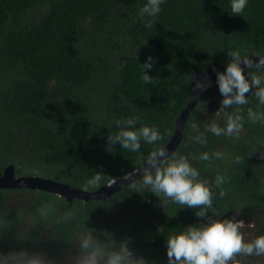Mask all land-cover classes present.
<instances>
[{"label": "trees", "instance_id": "trees-1", "mask_svg": "<svg viewBox=\"0 0 264 264\" xmlns=\"http://www.w3.org/2000/svg\"><path fill=\"white\" fill-rule=\"evenodd\" d=\"M146 3L0 0V175L14 164L18 176L94 191L144 165L169 142L188 104L192 74L222 71L234 51L264 54V0H248L240 14L231 13V0H164L154 18L139 14ZM149 55L155 59L146 70L151 83H145L141 64ZM247 71L264 75V68ZM254 91L246 93V104L228 108L218 86L205 91L175 153L212 189L208 219L252 210L264 226V120L247 116L249 108L264 113V104ZM237 113L243 117L238 133L208 130L213 123L224 127ZM129 118L136 128L156 127L162 139L141 141L136 152L117 142L109 151V135L120 130L116 121L123 126ZM204 152L208 160L200 159ZM218 175L225 177L219 185ZM196 211L152 192L143 178L106 200L69 202L45 190L0 189V264H24L21 258L37 243L42 255L68 264L65 250L78 242L89 254L80 247L88 237L101 258L121 254L125 246L143 264H168L167 239L205 222ZM229 264L255 263L235 256Z\"/></svg>", "mask_w": 264, "mask_h": 264}, {"label": "clouds", "instance_id": "clouds-1", "mask_svg": "<svg viewBox=\"0 0 264 264\" xmlns=\"http://www.w3.org/2000/svg\"><path fill=\"white\" fill-rule=\"evenodd\" d=\"M248 0H231V13L240 14ZM164 0H147V3L140 9L141 17L154 18L161 11ZM147 27L152 26V21L146 22ZM232 59L227 63L223 71L216 73V83L223 99V107L228 108L233 105H244L248 102L246 93L253 89L254 95L258 97L259 103L264 104V75H254L245 69L252 67L264 68V58L242 57L239 51L231 54ZM154 57L149 55L145 62L141 64L143 70L142 79L145 83H151V76L146 70L153 67ZM243 66V67H242ZM196 88H204L205 82L196 79ZM249 120L255 122L264 120V113L254 112L251 108L247 110ZM243 117L240 114L229 115L226 125L221 127L215 123L209 126V131L214 135L230 136L238 133L242 128ZM116 121L120 130L115 136L109 135V143L106 146L111 151L112 146L119 142L122 149L136 152L141 147V141L153 144L162 139L161 132L154 126L143 125L134 127L136 120L129 118L123 122ZM199 142L204 143V139L198 137ZM168 155L166 150L158 149L151 153L149 160L150 169L138 170L143 176V184L151 186V191L158 194L163 193L172 201L195 208L197 217L205 218L204 223L191 224L185 230L177 232L167 239L168 264H229L234 255L244 253L247 255L264 254V235L257 236L252 241H246L241 229L244 221L235 218L221 219L220 213H214L216 218L208 219V209L213 207V192L208 182L198 179L200 173L186 157L173 158L163 168L160 164ZM212 155L219 157L221 153L215 152ZM207 152L201 153V160H208ZM152 171L155 174H152ZM99 180V177H96ZM225 177L218 175L216 183L222 184ZM223 195V192L220 193ZM80 247L90 250L85 257V264H99L100 257L103 256L92 250L90 237L85 238ZM105 264H131V261L119 253L107 256Z\"/></svg>", "mask_w": 264, "mask_h": 264}, {"label": "water", "instance_id": "water-1", "mask_svg": "<svg viewBox=\"0 0 264 264\" xmlns=\"http://www.w3.org/2000/svg\"><path fill=\"white\" fill-rule=\"evenodd\" d=\"M249 58H264L262 55H250ZM254 66V65H253ZM243 67V66H242ZM224 70V69H223ZM222 70V71H223ZM201 79L205 82L204 88H196V79ZM190 83L192 84L191 94L186 108H184L181 114L178 116L175 122V129L171 136L169 142L162 148L166 150L168 155L164 158V161L160 164L162 168L165 160L173 154L175 155L177 149L179 148L181 142L185 137V127L189 120L190 115L195 110L199 103L200 96L208 89L217 86L216 83V73H210L208 71H200L192 74L190 77ZM149 162V161H148ZM146 162L144 165L136 168L135 170L111 179L106 182L98 189L94 191H88L80 188H76L70 184L60 182L51 178H45L38 175H20L16 174V167L14 164L5 167L4 172L0 175V189H17V188H29V189H39L49 192L56 193L60 196L65 197L69 202L74 199H80L84 201L88 200H106L115 193L119 192L123 188L137 182L142 179L143 176L138 170H149L150 165ZM155 173L152 171V174Z\"/></svg>", "mask_w": 264, "mask_h": 264}, {"label": "rangeland", "instance_id": "rangeland-1", "mask_svg": "<svg viewBox=\"0 0 264 264\" xmlns=\"http://www.w3.org/2000/svg\"><path fill=\"white\" fill-rule=\"evenodd\" d=\"M54 100H55V97H52V100H51L52 105H55ZM206 100H209V99H206ZM204 103L208 105V101L206 102L204 101ZM214 108L215 106H212V110H214ZM119 212H120L119 210L118 211L116 210V212H113L110 217V221H112V219L116 215H118ZM230 218H235L236 220L244 221V227L241 229V232L246 241H252L257 236L264 235V226L260 225V223L257 220L256 213H253L252 210L238 212ZM79 243L80 242L75 244L73 248H67L65 250V259L68 264H85V257L89 254L84 253V251L79 248L78 246ZM36 245H37L36 250L32 249L30 251V254L27 257L21 258L20 260L21 262H23L24 264H56L57 263L54 260H51L40 253V250H42V245H39V243H37ZM121 255L128 258L131 261V264H143L142 256L139 253L132 251L125 246L121 248ZM235 256L241 259L252 261L255 264H263L264 262V254L247 255L244 253H239V254L234 255V257ZM98 259H99V264H105L106 258L100 257Z\"/></svg>", "mask_w": 264, "mask_h": 264}]
</instances>
